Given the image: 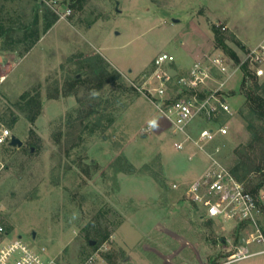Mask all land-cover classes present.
Returning <instances> with one entry per match:
<instances>
[{
	"label": "rangeland",
	"instance_id": "obj_1",
	"mask_svg": "<svg viewBox=\"0 0 264 264\" xmlns=\"http://www.w3.org/2000/svg\"><path fill=\"white\" fill-rule=\"evenodd\" d=\"M0 26V131L24 141L0 144L1 221L12 235L45 246L52 264H264V252L230 261L241 239L262 235L248 246L264 248V212L257 231L203 217L185 194L209 153L231 170L264 163V118L249 114L244 83L247 53L264 43V0H0ZM26 28L41 36L28 50ZM162 51L175 57L174 77L224 59L226 134L178 148L184 136L144 88ZM25 91L40 101L34 117ZM208 124L195 121L192 137Z\"/></svg>",
	"mask_w": 264,
	"mask_h": 264
},
{
	"label": "built area",
	"instance_id": "obj_2",
	"mask_svg": "<svg viewBox=\"0 0 264 264\" xmlns=\"http://www.w3.org/2000/svg\"><path fill=\"white\" fill-rule=\"evenodd\" d=\"M174 61L175 57L170 52H160L154 59V69L144 88L160 97L161 110L171 121L174 134L184 136L177 140L178 148H183L192 139L205 143L226 134L228 125L217 120L220 113L232 112L227 97L221 93L232 76L224 59L214 56L209 57L208 62L197 60L186 74L177 77L166 69ZM245 61L250 63L257 76L264 75V43L250 48ZM174 85L180 88L181 95L171 99L168 94ZM202 117L209 124L199 128L197 139H194L190 127ZM12 134L9 128L2 129L0 144H10ZM209 155L207 166L185 186L187 199L207 219L236 224L249 223L259 231V216L264 212V165L252 174L251 182H246L239 179L217 153ZM178 187L179 184L175 183L174 188ZM2 213L0 199V264L55 263V258L50 257L45 246H35L22 235H12L1 221ZM259 237L262 238V235L245 240L246 244L241 239L230 261L264 252V248L251 251L248 246L250 241ZM92 262L93 258L90 257L83 264Z\"/></svg>",
	"mask_w": 264,
	"mask_h": 264
},
{
	"label": "trees",
	"instance_id": "obj_3",
	"mask_svg": "<svg viewBox=\"0 0 264 264\" xmlns=\"http://www.w3.org/2000/svg\"><path fill=\"white\" fill-rule=\"evenodd\" d=\"M55 13H51V17L48 14H45V28L44 32H46L54 23L55 21ZM25 29L24 33V40H29L28 44L26 45V49H30L41 37L38 33V30L32 29ZM0 33H3V28L0 26ZM245 79L244 83L247 84L248 80H251V85L249 84L250 89L247 92V104L249 106V114L253 117L256 116L257 118H264V81L259 82V79L255 73H251L250 70L245 67ZM29 91H25L22 93V99H26L28 104L33 103V109H35V113L32 117H34L40 108V101L36 96H30ZM28 98V99H27ZM34 111V110H33ZM7 148H14V146L7 144ZM264 156V155H263ZM263 164H252L247 163L246 161H237L235 166L232 168V172L241 180H243L244 176L252 171H258L262 168ZM241 170H244V173H240Z\"/></svg>",
	"mask_w": 264,
	"mask_h": 264
},
{
	"label": "water",
	"instance_id": "obj_4",
	"mask_svg": "<svg viewBox=\"0 0 264 264\" xmlns=\"http://www.w3.org/2000/svg\"><path fill=\"white\" fill-rule=\"evenodd\" d=\"M174 19L177 20V18H174ZM1 59H2V56L0 55V60ZM23 143H24V141L20 137H18L16 134H12L11 140H10V145L20 147L23 145ZM33 234H34V236L36 235L35 232ZM94 242H95L94 240L91 241V243H94Z\"/></svg>",
	"mask_w": 264,
	"mask_h": 264
},
{
	"label": "crops",
	"instance_id": "obj_5",
	"mask_svg": "<svg viewBox=\"0 0 264 264\" xmlns=\"http://www.w3.org/2000/svg\"><path fill=\"white\" fill-rule=\"evenodd\" d=\"M257 254V253H256Z\"/></svg>",
	"mask_w": 264,
	"mask_h": 264
}]
</instances>
